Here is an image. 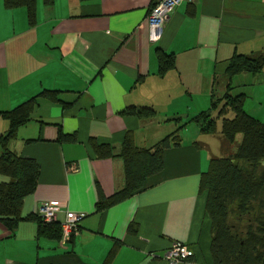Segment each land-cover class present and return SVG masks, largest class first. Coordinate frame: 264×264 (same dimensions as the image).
Listing matches in <instances>:
<instances>
[{
    "label": "crops",
    "instance_id": "obj_1",
    "mask_svg": "<svg viewBox=\"0 0 264 264\" xmlns=\"http://www.w3.org/2000/svg\"><path fill=\"white\" fill-rule=\"evenodd\" d=\"M157 1L36 0L31 25L24 8L0 0V112L38 96L9 142L40 166L22 215H37L42 203L58 207L59 223L68 211L83 215L63 244L39 236L36 221L9 234L0 225V264H211L198 185L213 155L191 118L224 93L235 52L264 55V0L182 1L151 42L146 18ZM161 53L173 62L166 70ZM230 84L244 110L264 121V66ZM180 124L179 144L163 151V169L143 190L97 211V191L120 189L124 174L123 160L97 157L92 141L118 151L131 133L137 146L151 147ZM8 128L0 115V135ZM60 133L75 139L60 141ZM175 241L190 258H164Z\"/></svg>",
    "mask_w": 264,
    "mask_h": 264
},
{
    "label": "trees",
    "instance_id": "obj_2",
    "mask_svg": "<svg viewBox=\"0 0 264 264\" xmlns=\"http://www.w3.org/2000/svg\"><path fill=\"white\" fill-rule=\"evenodd\" d=\"M52 2L43 0L45 5ZM3 5L7 9L24 8L28 23H35L36 0H3ZM159 55L161 69L166 70L173 62L168 55ZM262 66L264 55L235 52L225 67L228 83L224 93L212 96L210 107L191 118L201 132L218 135L227 152L222 157L211 156L208 168L199 178L198 193L204 198V213L210 223L211 264H264V121L244 110V95L233 93L230 84L233 76L243 72L256 74ZM37 97L0 112L9 122V128L0 135V225L9 234L21 221H36L39 236L59 241L61 226L57 220L46 222L38 213L22 215L23 200L35 190L40 166L35 159L19 156L9 148L16 128L29 120ZM140 110L153 113L151 109ZM182 127L180 124L151 147L137 146L131 133H126L118 151L110 144L92 141L97 157L118 156L123 160L124 174L120 189L110 195L97 191L96 210H104L143 190L146 180L163 169V151L179 144ZM74 139V134L59 135L60 141ZM229 214L242 222L246 218V229L237 230V225L228 221Z\"/></svg>",
    "mask_w": 264,
    "mask_h": 264
},
{
    "label": "built area",
    "instance_id": "obj_3",
    "mask_svg": "<svg viewBox=\"0 0 264 264\" xmlns=\"http://www.w3.org/2000/svg\"><path fill=\"white\" fill-rule=\"evenodd\" d=\"M182 1L192 2L193 0H158L154 6L151 7L146 21L149 30V39L155 42L161 36L164 28V23L169 13ZM58 207L49 203H42L39 207L38 214L46 222L56 220V213ZM82 214L75 212H66L64 220L60 223L61 226V244L68 241L71 235L75 234L78 228V223L82 218ZM191 249L184 243L175 241L171 244L169 249L164 254V258L170 263L186 260L192 255Z\"/></svg>",
    "mask_w": 264,
    "mask_h": 264
},
{
    "label": "rangeland",
    "instance_id": "obj_4",
    "mask_svg": "<svg viewBox=\"0 0 264 264\" xmlns=\"http://www.w3.org/2000/svg\"><path fill=\"white\" fill-rule=\"evenodd\" d=\"M217 126L220 127V120L218 121ZM205 136L207 139V143L209 145V149L202 147L203 152L206 153L207 151H209L215 157H222V156L227 155V152L223 148L221 139L218 135L209 133V134H205ZM237 140H240V135L237 136ZM207 168H208V165H207L206 169ZM243 219H244V221L242 222L241 218L235 219V218H233V216L231 214H229L228 221L236 224L237 226L235 228L237 230L243 231L244 229H246V223H245L246 218H243Z\"/></svg>",
    "mask_w": 264,
    "mask_h": 264
}]
</instances>
